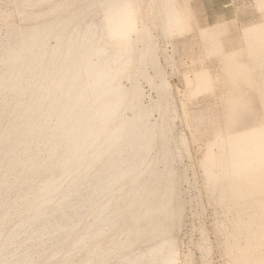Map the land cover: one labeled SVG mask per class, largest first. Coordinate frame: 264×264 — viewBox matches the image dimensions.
<instances>
[{
    "label": "bare ground",
    "instance_id": "6f19581e",
    "mask_svg": "<svg viewBox=\"0 0 264 264\" xmlns=\"http://www.w3.org/2000/svg\"><path fill=\"white\" fill-rule=\"evenodd\" d=\"M19 4L16 21L0 10V264H177L184 137L158 37L190 27L188 6ZM226 31L200 34L225 81L222 113L198 122L213 133L200 165L225 216V264H264V22L245 29L241 59ZM189 85L204 92L212 79L196 72Z\"/></svg>",
    "mask_w": 264,
    "mask_h": 264
},
{
    "label": "rangeland",
    "instance_id": "374dc122",
    "mask_svg": "<svg viewBox=\"0 0 264 264\" xmlns=\"http://www.w3.org/2000/svg\"><path fill=\"white\" fill-rule=\"evenodd\" d=\"M178 1L188 6L190 27L183 33L173 35V38L158 37L160 47H166L168 53L166 58L160 52L159 61L172 87L175 105L172 132L184 137V142L179 145L180 157L176 162L186 175L183 181L186 188L183 219L180 228L173 234L177 264H225L227 255L223 252V233L219 227L225 216L208 196L200 165L205 146L213 139V133L210 129L198 126L200 118H217L224 109V61L218 55L205 52V46L209 43L202 41L200 34L203 29L225 26L227 31L220 34L224 48L232 50L235 58L241 59V52L245 50L244 31L261 25L264 12L256 0ZM19 3L20 0H0V10L10 12L14 18L11 19L16 21L15 10ZM201 71L210 75L212 87L193 94L189 81L196 72ZM252 78L258 80L257 72L252 74ZM143 85L146 91L154 93L149 84L143 82ZM255 110L260 112L258 105H255ZM15 220L13 217L10 222Z\"/></svg>",
    "mask_w": 264,
    "mask_h": 264
}]
</instances>
